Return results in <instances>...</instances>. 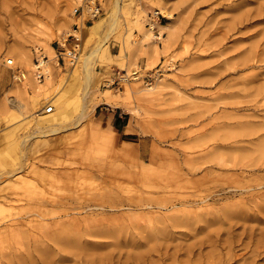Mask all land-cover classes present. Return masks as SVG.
<instances>
[{"label": "rangeland", "instance_id": "obj_1", "mask_svg": "<svg viewBox=\"0 0 264 264\" xmlns=\"http://www.w3.org/2000/svg\"><path fill=\"white\" fill-rule=\"evenodd\" d=\"M158 1L0 0V264H264V0Z\"/></svg>", "mask_w": 264, "mask_h": 264}, {"label": "built area", "instance_id": "obj_2", "mask_svg": "<svg viewBox=\"0 0 264 264\" xmlns=\"http://www.w3.org/2000/svg\"><path fill=\"white\" fill-rule=\"evenodd\" d=\"M78 6L76 7V11L78 12L79 16L83 17L86 20H93L96 17H99L102 12V2L103 0H78ZM160 12L159 10H154L153 13L150 15L149 19L154 21L155 23L158 21ZM156 18V19H154ZM71 39V47L67 49L64 44L60 45L58 51L55 52V64L57 66L64 67L66 65L73 66L80 54L81 50V36L80 32L78 31V27L73 29V33L68 35ZM48 57L41 52V49L34 50V56L32 60V75L37 81L44 80L48 76L47 70V61ZM7 67H14V59L13 58H6L4 61ZM26 71L22 70L21 68L15 67V72L13 74V78L21 81L25 77ZM53 105H49L46 109H44L47 113L53 111Z\"/></svg>", "mask_w": 264, "mask_h": 264}, {"label": "bare ground", "instance_id": "obj_3", "mask_svg": "<svg viewBox=\"0 0 264 264\" xmlns=\"http://www.w3.org/2000/svg\"><path fill=\"white\" fill-rule=\"evenodd\" d=\"M158 4L160 5V7H165L166 5H167V3H166V1H164V0H160V1H158ZM117 8H119L120 9V4L118 3L117 4ZM165 12V11H164ZM167 14H169L170 15V13H167ZM101 22L102 21H97L96 22V24L95 25H93V26H91L92 27V29L93 30H95V32L99 29V26H100V24H101ZM157 24H158V22H156ZM143 26V25H142ZM159 26H161V27H163V28H167L168 27V24H166V23H159ZM101 28V27H100ZM90 29V28H89ZM154 29H155V25L153 24V23H151L150 24V26L149 27H146L145 29H144V27H143V30H144V35L145 36H147V37H149L150 36V33H151V31H152V33L154 32ZM99 31V30H98ZM94 32V33H95ZM151 36H153V34L151 35ZM97 49H102V47H100V46H98V48ZM102 51H105V49H102ZM106 52V51H105ZM107 53V52H106ZM9 58V57H8ZM25 78V77H24ZM19 103V102H18ZM55 104V103H54ZM49 105H46L45 106V109L48 107ZM44 112H46V111H44ZM66 114V113H65ZM64 114V112L63 113H59V112H53V113H50V114H46V115H41L40 117H38L37 118V123H38V126H39V128H41V129H44V128H47V127H54L55 125H56V123L57 122H59V121H62V120H64L65 119V117H66V115ZM61 123V122H60ZM56 127H57V125H56ZM55 128V127H54ZM53 128V129H54ZM49 130V129H48ZM47 130V131H48ZM251 137V136H250ZM253 166V165H252ZM258 216V215H257ZM255 218V217H254ZM253 218V219H254ZM257 220V219H256ZM262 219H260V221H261ZM262 222H264V220H262ZM192 224V223H191ZM253 227V226H252ZM260 229H261V227H260ZM250 231H251V229H250ZM260 231V230H259ZM252 232V231H251ZM250 234V233H249ZM254 234V233H253ZM258 234H260V238L259 239H262V240H264V228H262L261 229V231L258 233ZM257 241H259V240H257ZM260 242V241H259ZM259 242H257V244H259ZM181 246V245H180ZM188 247V246H187ZM187 250V249H186ZM251 250V249H250ZM130 251V250H129ZM181 251V250H180ZM259 251V250H258ZM257 251V247L256 248H253L252 250H251V254H256V255H260V253H262V252H264V251H262V252H258ZM258 253V254H257ZM140 253H138V254H136V255H139ZM143 254V253H142ZM253 257H254V255H252ZM139 257V256H138ZM137 257V258H138ZM141 257H142V255H141ZM145 257V256H144ZM231 257V256H230ZM233 257H234V254H233ZM136 258V257H135ZM140 259V258H139ZM231 260H232V258H231ZM250 264H251V262H250Z\"/></svg>", "mask_w": 264, "mask_h": 264}]
</instances>
